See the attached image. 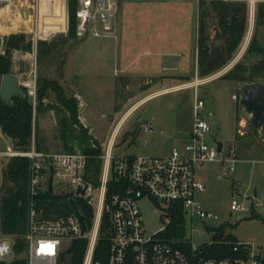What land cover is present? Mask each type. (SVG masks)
I'll use <instances>...</instances> for the list:
<instances>
[{"label": "built area", "instance_id": "2783aa9c", "mask_svg": "<svg viewBox=\"0 0 264 264\" xmlns=\"http://www.w3.org/2000/svg\"><path fill=\"white\" fill-rule=\"evenodd\" d=\"M45 1L46 4L44 0H0V36L24 33L35 47L38 40H47L59 30L62 24L57 19L64 14L68 25V10L73 1L77 39L103 41L116 37L115 22L121 0ZM210 78L195 75L193 80L181 85L182 88L193 89L191 129L187 133V142L182 147L172 148L166 156L112 153L120 127L132 110L120 118L108 137L105 149L102 150L99 145L101 151L98 154L86 153L81 148L39 151L34 137L27 150L5 144L0 150V158L21 156L29 161L24 233L27 264H62L65 255L70 254L66 250L72 241L77 242L81 238L87 240L81 264H264V247L251 250L249 244L234 241L228 252L210 256L207 255V247L212 240L202 243H194L191 239L177 241L171 235L170 226L182 227L184 216L188 215L198 218L205 227L214 228L217 233L219 226L213 227L208 223L217 215L205 208L199 198L206 191L200 173L217 162L230 174L237 161L232 148L223 150L221 146L218 150L216 143L208 142L213 131L205 119V102L198 95L197 88ZM20 86L29 96L34 112L37 104L36 79L29 77ZM233 98L237 99L236 95ZM80 119L84 123V119ZM150 127L147 122L141 124L144 130ZM90 143L91 147H97L93 140ZM94 160L100 162L97 176ZM50 165L51 192L48 190ZM46 191L65 195L69 203L73 199L82 216L76 200L92 208L89 224L83 216L84 232L81 218L71 204L69 212L56 213L43 209L41 194ZM146 197L156 202L164 223L153 233L146 230L137 203ZM245 209L244 202L234 197L231 199V211ZM103 216L109 223L106 232L110 245L106 258L101 260L95 259V250ZM62 254L63 259H60ZM13 258L14 241L9 237L0 238V261L9 262Z\"/></svg>", "mask_w": 264, "mask_h": 264}, {"label": "rangeland", "instance_id": "374dc122", "mask_svg": "<svg viewBox=\"0 0 264 264\" xmlns=\"http://www.w3.org/2000/svg\"><path fill=\"white\" fill-rule=\"evenodd\" d=\"M195 1L198 3L200 0ZM195 1H192L193 5H195ZM230 1H243L247 4L248 23L246 34L233 58L221 69L207 76L201 77L197 65L198 14L200 12L198 4L196 32L194 23L192 28V39L196 48L194 50L195 62L190 66L191 75L193 76L191 80L195 78V75L203 79L211 77L197 88L198 95L205 102V119L210 124H214L208 142L215 145L216 140H220L223 150L232 148L234 156L237 158L235 168L230 174H227L224 167L217 162L211 163L207 170L200 173L201 178L205 181L206 191L199 198L205 208L212 210L217 215L215 220L208 221L210 225L213 227L221 226L224 236L228 235L234 241L249 244L251 250H259L264 247V128L255 130L250 126L247 115L239 105V84L221 76L241 58L254 32H256L258 42L264 46V2L257 0ZM163 4L164 0H121L117 15L118 32H122V36H119L121 40L119 37L117 39H114L115 37L103 39L102 44L107 45L106 50H113L116 47V40H120L130 48L146 44L155 35L152 33H155V29L159 25L160 11ZM204 9L207 13L204 20L207 43L211 47L221 46L224 43L223 38L214 37L215 32L218 31L217 17L210 8ZM258 12L259 17H257ZM15 27L13 26V28ZM29 39L31 40L30 37ZM46 41L52 42V45L50 52L44 57L38 59L34 48L28 51L30 53L35 52L33 72L29 77L36 79L37 86L43 80L57 82L55 68L51 71L53 75H48L46 68L52 61L57 64L64 49L76 45L77 42L76 38L68 37L67 30L65 33L55 34ZM92 41L99 43L97 39H92ZM254 59L245 57L243 60L249 62ZM141 62L142 60L132 65V73L124 82L128 89L126 91L119 90L114 96L113 102H111L112 98L109 94L104 92L86 100L88 104H86L82 113L86 119V126L84 127V124L80 121L79 123L84 128L88 127L86 129L87 134L91 137L90 140L97 142L102 150L105 149L108 137L120 115L133 101L141 97L137 96L136 98L134 96L139 91L138 89L145 87L146 90H140V95H146V93L158 87V81L176 78V76L173 77L172 72L165 71L158 74V66L153 64L143 66L140 65ZM217 73L220 74L216 75ZM191 80L179 81L183 85ZM176 82L170 81L161 85ZM233 95H236L237 99H234ZM65 96L68 98L71 95L65 93ZM47 97L55 99V92L49 89ZM192 102L193 89L191 88L159 93L143 101L129 113L120 127L112 153L166 156L172 148L182 147L187 142V133L192 124ZM55 106L56 108L57 106L58 108L62 107V105L56 104L53 105L54 109H56ZM47 111L48 108L44 106L43 101L42 105L34 109L33 112L34 143L35 147L36 145L39 147V149H36L39 151L48 149L47 152H57L63 149L76 150L80 148L77 142L79 130L77 124L67 126L64 135L61 129L58 130L59 135H62L67 143L66 148L58 145L47 148L44 147V144L42 146L38 143L41 138L44 139V136L52 133L47 127ZM145 122L151 125L146 130L141 128V124ZM126 132H135V136L128 135L124 138ZM4 147L5 139L0 140V149H4ZM217 173L223 174L222 179L219 180L215 177ZM243 196H245V199H243ZM233 197L244 202L246 206L244 211L233 212L230 210V202ZM137 203L141 210L142 221L149 233H153L164 226L156 202L146 197L139 199ZM170 230L175 240L191 239L194 243L209 242L216 233L214 228L205 227L198 218L191 215L184 216L182 227L173 225L170 226ZM2 237L9 236H3L0 233V238ZM69 257L70 254H66L62 264H68Z\"/></svg>", "mask_w": 264, "mask_h": 264}, {"label": "trees", "instance_id": "16d2710c", "mask_svg": "<svg viewBox=\"0 0 264 264\" xmlns=\"http://www.w3.org/2000/svg\"><path fill=\"white\" fill-rule=\"evenodd\" d=\"M43 3L45 4V1ZM198 6L200 12L198 14L197 65L199 74L202 77L221 69L233 58L246 34L248 8L243 1L230 0H200ZM204 8H210L217 17L218 31L215 32L214 37L223 38L224 43L221 46L211 47L207 43V36L204 32V20L207 13ZM259 15L258 12L257 17ZM74 29L75 6L72 1L68 10V37L76 38ZM1 42L0 79L3 75L10 74L11 51L13 49L31 51L34 48L29 36L24 33L10 34L5 36L3 40L0 38V44ZM51 45L52 42L38 40L35 45L37 58L40 59L48 54ZM205 47H207L206 50H204ZM245 57L255 59L245 62L243 60ZM221 77L233 80L238 84L264 80V46L258 42L256 32L253 33L241 58ZM21 88L25 90L23 87ZM49 89L55 92L57 102L68 111L71 123L78 125L77 142L79 147L86 153L98 154L101 151L99 144L96 142L97 147H91L89 141L91 137L77 118V100L73 96L67 98L64 89L57 82L43 80L37 86L36 108L42 105V100ZM63 124L61 132L64 135L67 127L66 123ZM0 132L9 140L13 148L27 150L30 147L32 137H34L33 107L27 94L23 97L13 96L10 103H6L0 96ZM128 135L134 137L135 132H126L123 137L126 138ZM64 142L66 147L67 143L65 140ZM36 148L39 149L38 145H36ZM28 163L27 158L21 156H14L8 159L0 158V233L3 236L11 237L14 241V258L9 262L0 261V264H27L24 254V233L26 231L28 200ZM94 164L97 176L100 166L99 160H94ZM76 202L86 223L89 224L93 214L92 208L80 204L78 200ZM40 204L43 209L56 213L69 212L71 210L69 199L65 195L51 194L47 191L41 194ZM108 225L107 217L103 216L95 250V259L104 260L107 256L110 245L109 234L106 232ZM233 242L234 240L230 236L222 234V227L220 226L217 233L213 236L212 243L207 247V255L221 256L229 251ZM86 245L87 240L85 238L77 240L73 250L70 252L69 264H81Z\"/></svg>", "mask_w": 264, "mask_h": 264}, {"label": "crops", "instance_id": "0c3cea01", "mask_svg": "<svg viewBox=\"0 0 264 264\" xmlns=\"http://www.w3.org/2000/svg\"><path fill=\"white\" fill-rule=\"evenodd\" d=\"M192 1L195 0H164L163 7L160 11L159 25L156 27L155 33H152L155 35L146 44L134 48L125 46L120 41L121 37L119 36H122V32H118V18H116L115 26L118 36L116 34L114 39L119 37L120 40H116V47L113 50L107 51V45L102 44V41L95 43L91 38H76V45L66 47L57 64L52 61L48 65L46 68L47 74L53 75L51 71L55 68L57 74L55 79L57 82L63 87L65 93H69L77 100V117L79 118L81 116L80 118L84 119V127L86 126V119L82 113L84 107L88 104L86 100L88 98L92 99L96 95L101 94V92H104L109 94L112 98L111 102H113V98L119 90L126 91L128 89V86L124 82L127 81L126 78L132 73V65L140 60H142L140 65H156L159 67L158 74L165 71L172 72L173 77L176 76L178 79L169 78L160 80L158 81V87L146 93V95H140V90H146L145 87L138 89L139 91L134 96L136 98L137 96L141 97L133 101L125 109L116 121L113 129L122 116L128 114L143 101L159 93L183 89L181 86L182 83L179 80L188 81L192 79L193 76L191 75L192 71L190 70V66L195 62L194 50L196 48L192 39V28L194 23L196 32L198 4L195 1V5H193ZM257 1L264 2V0ZM46 3L47 1H45ZM57 21L62 26L52 36L57 33H65L68 28L66 14L58 18ZM162 34L165 37H162ZM34 54L35 52L30 53L19 49H13L11 51L10 74L18 78L19 84L28 79L33 72ZM170 81L177 82L161 85ZM42 101H44V106L48 108L47 127L52 133L44 136V139L41 138L38 143L42 146L44 144V147L46 146L47 148L53 147L54 145L66 148L64 139L62 135H59L58 130L63 127V123H66V127L72 124L68 111L63 106L61 108H58V106L56 108L55 106L56 109H54L53 105L59 104L56 101V97L55 99L53 97L48 98L46 95ZM80 118L79 121L81 120ZM86 128L88 129V127ZM89 133L94 137L91 132ZM4 139L5 144L10 143L6 137L0 135V140ZM47 150L42 149L43 152ZM215 177L220 180L223 174L217 173Z\"/></svg>", "mask_w": 264, "mask_h": 264}, {"label": "water", "instance_id": "95a60500", "mask_svg": "<svg viewBox=\"0 0 264 264\" xmlns=\"http://www.w3.org/2000/svg\"><path fill=\"white\" fill-rule=\"evenodd\" d=\"M1 40L4 37L0 36ZM2 49V42L0 44V50ZM207 47L204 48L206 50ZM240 98L239 105L240 108L247 115V120L250 126L255 129L264 128V80H258L254 82H243L239 84ZM25 92L21 88L18 78L12 74H5L1 78L0 85V96L6 102L10 103L13 96H24ZM213 123H211V132L213 131ZM217 149L220 150L222 143L220 140H216ZM51 174L52 166L50 165L49 177H48V190L52 191L51 188ZM70 204L73 209L77 211L82 222V232L85 230V224L83 216L78 211L73 199H70ZM76 240L72 241L71 246L66 250L67 253L71 252L74 248ZM63 259V254L60 256Z\"/></svg>", "mask_w": 264, "mask_h": 264}, {"label": "bare ground", "instance_id": "6f19581e", "mask_svg": "<svg viewBox=\"0 0 264 264\" xmlns=\"http://www.w3.org/2000/svg\"><path fill=\"white\" fill-rule=\"evenodd\" d=\"M45 1V0H44Z\"/></svg>", "mask_w": 264, "mask_h": 264}]
</instances>
